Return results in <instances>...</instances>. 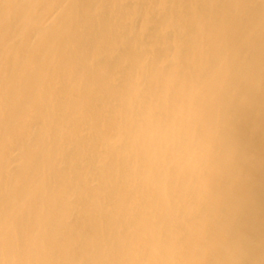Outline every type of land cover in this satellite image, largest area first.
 <instances>
[{"label":"bare ground","instance_id":"bare-ground-1","mask_svg":"<svg viewBox=\"0 0 264 264\" xmlns=\"http://www.w3.org/2000/svg\"><path fill=\"white\" fill-rule=\"evenodd\" d=\"M0 264H264V0H0Z\"/></svg>","mask_w":264,"mask_h":264}]
</instances>
